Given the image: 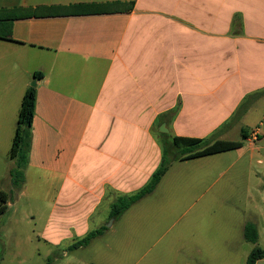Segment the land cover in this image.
<instances>
[{
    "label": "crops",
    "instance_id": "0c3cea01",
    "mask_svg": "<svg viewBox=\"0 0 264 264\" xmlns=\"http://www.w3.org/2000/svg\"><path fill=\"white\" fill-rule=\"evenodd\" d=\"M116 1L135 4L129 11H49ZM17 8L44 10L3 21L12 28L10 39H0V106L22 103L35 72L43 73L35 79L32 142L20 190L37 175L53 189V211L62 215L73 209L86 221L109 200L110 219L115 199L141 189L159 167L155 129L161 121L171 119L166 127L175 136L201 138L195 122L223 121L237 106L232 88L264 83V0H0L2 10ZM235 12L244 15L242 34L230 30ZM8 116L0 113V127H8ZM182 121L193 129L181 132ZM252 224L256 245L264 249V233Z\"/></svg>",
    "mask_w": 264,
    "mask_h": 264
},
{
    "label": "rangeland",
    "instance_id": "374dc122",
    "mask_svg": "<svg viewBox=\"0 0 264 264\" xmlns=\"http://www.w3.org/2000/svg\"><path fill=\"white\" fill-rule=\"evenodd\" d=\"M255 27L249 26L253 32ZM230 30L244 32L241 12H235ZM260 70L264 73V67ZM229 85L219 88V95ZM230 91L240 99L235 109L208 126L195 122L196 131L209 142L241 141L242 148L174 161L155 191L122 217H107V200L86 221L73 209L68 216L53 211V189L37 175H29L25 192L13 189L10 170L16 160L9 154L21 102L8 110L0 106V113L5 110L10 117L8 127L7 122L0 127V193L10 194L0 215V264H246L254 246L244 240L245 224L256 223L264 233V83ZM182 102L183 94L181 109ZM169 120L155 129L161 147L175 137L168 127V132L160 131ZM187 127L182 121L181 132ZM243 129L260 135L243 139ZM101 227H106L104 234L89 246L70 250L76 240ZM260 242L264 246V234Z\"/></svg>",
    "mask_w": 264,
    "mask_h": 264
},
{
    "label": "trees",
    "instance_id": "16d2710c",
    "mask_svg": "<svg viewBox=\"0 0 264 264\" xmlns=\"http://www.w3.org/2000/svg\"><path fill=\"white\" fill-rule=\"evenodd\" d=\"M134 4V1H116L105 4L78 3L49 8V11L69 14L100 13L107 10L129 11L133 8ZM42 10H44V8H17L12 10L0 9V12L9 11L10 14L5 17L0 16V39L11 38V22L3 21L13 20L18 17L24 18L37 16ZM34 77L35 79H41L43 77V73L35 72ZM35 106L36 88L31 86L26 90L22 99L21 108L18 114L17 129L9 154L11 159L16 160L15 167L10 170V177L12 180L13 189L15 191L20 190L24 186L26 181L25 171L28 167L29 162ZM247 133L248 132L246 130H242L243 139L249 138ZM242 147L243 142L241 141L216 139L213 142H209L208 140L203 138L175 136L171 142H164L162 144L161 163L157 170L153 173L147 184H145L141 189L132 194L121 195L115 199V201L111 205L110 218L122 217L124 213L129 210L134 204L153 193L174 161H184L212 156L240 149ZM9 197L10 194L8 193H0V215H2L6 211L5 203L8 201ZM105 230L106 227H101L100 229H97L95 231H90L83 238L76 240L75 243L70 246V250L89 246L94 239L102 236ZM244 236L248 242L255 244V247L251 250L248 256L246 264H257L258 260L264 259V249L256 245L258 241V229L256 225L248 223L245 226Z\"/></svg>",
    "mask_w": 264,
    "mask_h": 264
},
{
    "label": "water",
    "instance_id": "95a60500",
    "mask_svg": "<svg viewBox=\"0 0 264 264\" xmlns=\"http://www.w3.org/2000/svg\"><path fill=\"white\" fill-rule=\"evenodd\" d=\"M37 84V81H35L32 86L35 87ZM161 132H168V129L166 128V125H163L162 128L160 129ZM110 226V225H109Z\"/></svg>",
    "mask_w": 264,
    "mask_h": 264
},
{
    "label": "built area",
    "instance_id": "2783aa9c",
    "mask_svg": "<svg viewBox=\"0 0 264 264\" xmlns=\"http://www.w3.org/2000/svg\"><path fill=\"white\" fill-rule=\"evenodd\" d=\"M257 135H258L257 131H254L252 137H253L254 139H256V136H257Z\"/></svg>",
    "mask_w": 264,
    "mask_h": 264
}]
</instances>
